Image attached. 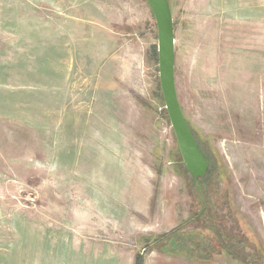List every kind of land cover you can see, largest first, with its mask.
<instances>
[{"label":"rangeland","instance_id":"1","mask_svg":"<svg viewBox=\"0 0 264 264\" xmlns=\"http://www.w3.org/2000/svg\"><path fill=\"white\" fill-rule=\"evenodd\" d=\"M170 4L201 190L146 0H0V264H264V0Z\"/></svg>","mask_w":264,"mask_h":264},{"label":"water","instance_id":"2","mask_svg":"<svg viewBox=\"0 0 264 264\" xmlns=\"http://www.w3.org/2000/svg\"><path fill=\"white\" fill-rule=\"evenodd\" d=\"M146 1L153 11L158 28L160 83L183 163L195 180H204L209 174L210 161L200 147L178 96L175 21L170 0Z\"/></svg>","mask_w":264,"mask_h":264},{"label":"trees","instance_id":"3","mask_svg":"<svg viewBox=\"0 0 264 264\" xmlns=\"http://www.w3.org/2000/svg\"><path fill=\"white\" fill-rule=\"evenodd\" d=\"M161 90H162V88H161ZM168 117H169V115H168ZM190 126H191V124H190ZM191 128H192V126H191ZM192 130L194 131L193 128H192ZM194 134H195V136H196V138H197V140H198V142L200 144L201 149L203 150L204 154L206 155V157L210 161V167H211V160L209 159V157H208V155H207V153H206V151H205V149H204V147L202 145V142H201V140L198 137V134L195 131H194ZM182 159H183V157H182ZM209 173H210V170H209ZM194 180H195V178H194ZM200 181L195 180V183H196V185L200 186L199 189L201 190ZM175 233H176V231L174 230L173 234H175ZM197 236H198L197 234H187V235L184 234V235H182V241H180L179 239H177V238L174 237L173 241L174 242H177V243H181V245L179 246V248L172 249L171 251L173 253H179V254L186 255L191 260H199V259L202 260V259H206V258H202V257L199 256L200 253H202V254L205 253V249L203 248L204 246H202V247L199 246L198 247L196 245V241H198V240L201 241L202 238H203V237L202 238L200 237V239H198ZM173 241H171V242H173ZM142 263H143L142 256H139L138 259H137V263L136 264H142Z\"/></svg>","mask_w":264,"mask_h":264}]
</instances>
